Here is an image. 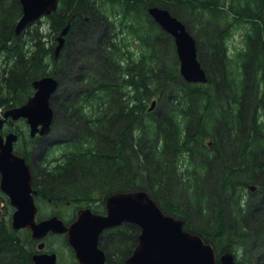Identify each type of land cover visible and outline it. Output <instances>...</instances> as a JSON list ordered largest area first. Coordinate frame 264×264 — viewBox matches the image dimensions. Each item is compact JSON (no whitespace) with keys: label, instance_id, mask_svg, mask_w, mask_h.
<instances>
[{"label":"trees","instance_id":"trees-1","mask_svg":"<svg viewBox=\"0 0 264 264\" xmlns=\"http://www.w3.org/2000/svg\"><path fill=\"white\" fill-rule=\"evenodd\" d=\"M197 1L199 3L192 0L190 3L187 0H60L58 9L48 16L50 23L57 30L69 20L72 24L67 46L58 58L53 44L46 47L45 35L39 27L32 33L27 31L31 35L28 39L25 31L16 34L15 26L22 15L20 0H0V54H4L9 63L0 70V108L23 104L33 93V80L49 75V59L59 67L55 72L64 78L79 59L91 62L95 56L92 66L83 67L77 73L84 86L80 93L71 101L65 99L62 108L55 102V109L51 103L55 116L56 110H60L67 117L75 129L73 134L55 142H45L39 135L29 137L22 151L15 150L31 163L34 187L38 188L36 197L42 196L44 187L52 200L60 202L71 194L76 202L86 201L91 206L90 200L103 202L116 191L144 189L163 211L184 217V228L213 243L217 253L226 250L235 253L239 245L248 247L246 242L250 236L261 237L264 242V198H261L264 196V166L259 164L264 139L257 151L249 147L262 137L264 118L262 121L259 115L250 116L249 135L232 148L235 154L231 157L227 158L225 152L226 147L230 148L227 140L234 139L236 143L243 137L240 131L244 130L243 119L250 113V104L260 101L258 91L264 83V32L261 31L262 39L256 38L255 44L260 47L255 46V51H238L235 57L226 51H201L210 61L208 82L185 83L178 68L177 51H173V66L166 69L162 60L165 51L154 44L156 39L149 38L156 25L148 7H166L183 18L177 4L196 19H202L205 10L210 8L212 17L206 23L211 24L212 29L204 33L202 46L198 38L205 50L204 42L208 39L209 43L219 41L220 47L225 48L217 21L221 12L224 16L227 12L228 16H241L242 8L253 1L258 5L260 0H243V4L238 0L239 7L234 0ZM211 4L213 6L208 7ZM260 18L264 23V12ZM116 19L122 32L126 30L146 47L136 58L115 31ZM186 26L189 27L188 22ZM93 30L101 34L95 42L89 37ZM73 39H83L88 44L86 48L72 49L76 58L69 49V45L74 46ZM29 40L33 41L32 48ZM233 63L231 70L229 66ZM233 80L238 81L237 89L233 87ZM157 92L161 107L155 115L156 108L148 111V102ZM55 99L53 95L51 102ZM225 101L234 103L237 111L229 109L228 112ZM208 136L213 138L209 145L204 143ZM28 146L38 149L35 157H39L40 163L31 158L35 150ZM54 148L61 153L52 158L49 155ZM186 153L192 167L183 163ZM237 160L240 162L234 166ZM213 168L218 172L216 175L211 173ZM207 178L213 180L209 185ZM254 184L259 189L251 191L248 186ZM245 188L249 190L248 197ZM98 192L101 193L99 198L95 197ZM8 222L9 226L0 221V264H34L36 241L26 229L23 231L27 232V237L21 238L22 230H15ZM139 231L133 223L105 231L100 246L107 256L106 264H124L137 244ZM233 237L236 240L232 241ZM250 248L247 249L252 252ZM244 259L237 263L248 264L250 258ZM257 260L259 262L252 264H264L260 255Z\"/></svg>","mask_w":264,"mask_h":264},{"label":"water","instance_id":"water-1","mask_svg":"<svg viewBox=\"0 0 264 264\" xmlns=\"http://www.w3.org/2000/svg\"><path fill=\"white\" fill-rule=\"evenodd\" d=\"M20 3L22 15L15 26L16 34H21L29 24L55 11L59 0H20ZM148 11L164 30L174 36L183 79L188 83L207 82L206 70L198 58L196 38L185 23L165 7L151 5ZM69 27L70 24H67L58 36L56 56L65 44ZM32 86L35 91L23 104L4 110L0 117V130L9 118H23L32 137L45 136L51 131L54 122L51 98L58 90L60 80L45 75L34 79ZM156 106L157 99H153L148 110L152 111ZM18 138L15 131L5 135L0 131V189L15 208L12 213L13 228L30 229L33 239L40 241V250L44 248L43 239L49 233L66 234L78 264H106V253L100 247L103 232L128 222L136 224L140 231L138 242L125 264H216L217 259L221 264H236L231 251H223L218 257L210 242L200 234L186 230L182 218L164 212L144 189L113 192L106 197L105 213L83 207L68 224L58 215L38 220L37 189L33 184L31 166L25 156L14 151ZM257 187L256 184L249 186L252 191ZM32 259L34 264H57L54 252L40 251L34 253Z\"/></svg>","mask_w":264,"mask_h":264},{"label":"rangeland","instance_id":"rangeland-1","mask_svg":"<svg viewBox=\"0 0 264 264\" xmlns=\"http://www.w3.org/2000/svg\"><path fill=\"white\" fill-rule=\"evenodd\" d=\"M192 1H194L195 3H199V1H197V0H192ZM228 1L230 2L231 0H228ZM234 1H235V4L237 5V7H239L240 3H238V0H234ZM240 1L242 4L244 3L243 0H240ZM187 2L190 3V0H187ZM203 2H204V0H203ZM206 3L207 2H205L204 4H206ZM211 6H213V4L209 5L208 7H211ZM182 7L183 6L180 7L176 4V8L180 9V12L183 13V15H184L183 18H181L178 15H175V13H173L172 11H171V13L173 15L177 16L179 19H181L185 24L188 22L189 27L188 26L187 27L197 40L198 53L200 51L199 60L201 61L202 66L205 68V70L207 72L210 61H208L207 55L205 53L201 52V51H205V50H203V47H201V46L203 45L202 41L205 39V37H203L204 33L208 34L210 32L209 30L212 29L211 28L212 25L211 24L208 25L206 23L209 21V18L212 17L211 16L212 11L209 10L210 8L206 9L204 12L205 16L202 17V19H199V18L196 19L194 17H191L190 15H187V13H185V11H184L185 9H183ZM218 7L219 6L215 5V8H218ZM187 8H188V10H190L191 5ZM221 8H222V6H221ZM224 8L226 9L227 6H225ZM148 9H149V7H148ZM241 12L243 13L241 16H236V15H229L228 16V12L226 13V16H224L223 12H221L220 17L217 20L219 22V26L217 25L219 27V34L223 38V41H224L223 45L226 48L225 51L234 57L236 56L235 54L240 50L255 51L256 50V48H255L256 38L262 39V37H263L262 33L264 32L263 31L264 30V27H263L264 23L262 21V18H260V16H262V13L264 12V0H260V3L258 5H256L255 1L251 2V4L248 7L242 8ZM112 17L116 18L115 16H112ZM39 20H40V22H38ZM39 20H36L35 22H33L32 24H30L29 26L26 27L25 37L27 39L31 38V35L27 34V31H30V33H32L36 27H39V30L42 33H44V35H45L43 38V41H44L46 47H51L53 44L54 45L53 48L55 49L56 46L58 45V36L60 35L61 31L54 29L52 27V24L50 23L48 16L42 17ZM153 23L156 25V27L152 28V32H151L149 38H152V40L156 39V42L154 44H156V46L160 47V51H165V56L163 57L164 59H162L163 64L167 65L165 67L166 69H170L174 63L173 51H176V46H175V42L173 39L174 36L172 35L173 37H171V36H169L168 33H166V34L162 33V31H164V30L160 29L158 27L159 25H157V23L154 20H153ZM203 23L204 24L206 23V24L204 25ZM202 25H204V28ZM115 31L119 33V36L121 37L122 42H124L125 47L126 48L128 47V48H130L131 51H133V53H134L133 58L134 57L136 58V55H139V52L146 49V47L141 43L140 40H137L132 34H129L126 30L122 32L121 29L119 28V26H117V28H115ZM261 31H262V33H261ZM250 34H253V35L250 36ZM74 36L75 35H73L72 37H74ZM100 36H101V34H99V32L97 30H93V32L90 34L89 37H91V39H92L91 41L95 42V40L100 39ZM198 38L200 39L201 46H200ZM206 42H207V45L211 44V43H209V39L206 40L204 43H206ZM28 44H29L30 48L33 47V41L32 40H29ZM72 44L74 46L69 45V49L71 50L72 54H74L73 57H75L76 54H75V51H72V49H75V47H77V48L88 47V44L83 39H81L79 41H75L73 39ZM65 46H67V42H66ZM257 46L260 47V44H258ZM204 47L206 48V46H204ZM166 51H168V52H166ZM82 52L86 53L87 51H82ZM92 52H94V51H91V53ZM62 53L63 52L60 51L59 55H58L59 57L58 56L57 57L60 58ZM94 57L95 56L92 57L91 62H88L85 59H79L77 62H75L76 65L71 66L67 70L64 78H61L59 73L55 72V70H57L59 67L56 68L57 65H55L54 61L52 59H49V61H48L49 64L47 66V69L50 72L49 75L55 76L56 78H58L60 80L59 89L54 94L56 99L54 102H51L55 109H56L55 102L58 104H61V108H62L63 101L65 99L67 101H71L74 99V97L78 93H80L81 88H83L84 86H82L81 82L79 81L80 78H77V73L79 72V69H81L83 67L92 66V60L94 59ZM5 59H6L5 55L0 54V70L3 67H7V65L9 64V63H6ZM232 62L235 63V61H232ZM60 63H61V61L58 63L59 66H60ZM234 63L232 66H229V68L231 70H232V68H234ZM178 68H179V64H178ZM210 72H212V71H210ZM239 72H238V75H239ZM233 75L234 74H232V77H233ZM237 78L238 77H236V79ZM235 82L233 80V84H234L233 87L235 89H237L238 81L235 80ZM185 83H187V82H185ZM228 87L230 88L229 85H228ZM34 91H35V89L33 88V93H34ZM33 93H31L30 95H32ZM258 97H259L260 101H255L253 104H250V108H251L250 113H248L247 117H245V119H243V120H245L244 130L242 132L240 131V133L243 137H240L236 143L233 139L234 136H233V138L227 137L228 139H233L232 141H230V140L226 141V144L229 145V147H230V148L226 147L225 152H226L227 158L229 156L231 157L233 155V153L235 152V151L232 152L235 145L237 143L240 144L244 140V138L246 139L247 135H249V132L251 131L249 129L252 126V119L250 118V116H252V118H253L254 115L256 117H258L257 115H259V120L263 121V118H264V83L260 86V89L258 91ZM157 98H158V92L153 95L151 100L157 99ZM51 99H53V96ZM151 100H149L148 105H150ZM224 103H226L225 109H228V112L232 109L235 112L237 111L234 103H232V105L229 103V101H227V102L225 101ZM160 107L161 106L158 105L156 107V109L153 111V113L155 115H157V112L160 109ZM7 108H10V106L5 105L2 108H0V117H2L3 111ZM56 113H57V116L54 117L53 127H52L51 131L48 134H46L45 136H41L42 140L43 141L45 140V142H55L57 140H63L64 138L70 137L73 134V132L75 131V129L71 126L69 120L64 115V113L60 112V110L59 111L56 110ZM205 124H206V122H205ZM210 127H212V126H210ZM9 131H15L19 134V138L16 141L14 146H15V150L18 148L19 149L18 151H22L25 148L24 145H26L28 138L32 137L30 134V128H29V125H28L26 119L22 118L19 120H12L11 118H9V120H7L4 124V126L2 127L1 133L3 135H5ZM236 133H238V130H236ZM263 133H264V130H263ZM136 135H138V134L136 133ZM262 139H264V135L262 137H260V140L256 144L250 143L249 147L252 150L257 151L259 146H260L259 143H261ZM211 140H213L212 136H208L205 138L204 143L205 144L207 143L209 145V142ZM231 144H233V146H231ZM22 146L24 148H21ZM30 147H34V146H28V148H30ZM33 150H35V151L32 152L31 158H33V159L36 158L34 160L39 159V157H35V155H37V153H35V152L38 149H36L34 147ZM60 153L61 152L58 151L57 148H54L53 151H50L49 156H51L52 158H55V157H58ZM238 154H239V152H238ZM26 159L31 166V163L27 157H26ZM183 159H184L183 160L184 164H189V166L191 165V163L189 162V156L187 153ZM259 160H260L259 164L264 166V153L262 155H259ZM37 162L40 163L41 161L37 160ZM238 162H240V161L237 160L234 163V166ZM189 166L187 168H189ZM190 167H192V166H190ZM185 168H186V166H185ZM31 170H32V166H31ZM211 173H212V175L213 174L216 175L218 172H216V170L213 168ZM32 174H33V171H32ZM208 174H209V172H208ZM211 176H210V178H211ZM211 180L212 179L207 178L206 184L209 185ZM214 181H216V180H214ZM33 184L35 186V181H33ZM39 186L41 187L40 183H39ZM244 192L247 195V197L250 196L249 190L247 188H245ZM263 192H264V190H263ZM41 193H42V196L36 197V201H37V205H38V209H39L38 214H37L38 215L37 219H43V218L50 217L52 215H58L60 218H62L68 224L73 219H75L77 217L78 210L81 207H87L88 206L86 201L84 203H78L75 200H73L74 196H72L71 194L69 195V198L63 199L62 201L58 202L56 200H52V201L49 200L50 194L46 190H44V187L41 188ZM100 196H101L100 192L95 194V197H97V198H99ZM261 198H264V196H262ZM104 200H103V202L102 201L94 202V201L90 200L91 206H89V207H91L93 211L102 212L105 209ZM245 203H246V200H245ZM158 205L161 207V205L159 203H158ZM263 206H260V207H263ZM14 210H15V208L11 205L8 196L4 192H2L0 189V221H3V223L6 224L7 226H9L8 221H10V225L12 226V213L14 212ZM166 213H168V212H166ZM170 214H172V213H170ZM178 218H182L185 221L184 217H178ZM12 228H13V226H12ZM20 230H22V231L19 233V236L21 238H26L27 232L23 231L25 229H20ZM20 230H17V231H20ZM26 230L29 231V233L32 237L31 230L30 229H26ZM233 239L236 240L235 237L232 238V241H233ZM44 240L47 243L46 249L49 251L53 250L58 254V264H77V259L74 256V252H73L72 247L68 243L66 234H56V233L53 234L52 233V234L46 236L44 238ZM254 241H255V245H253ZM36 242H38V241H36ZM246 243L249 244L247 248L251 247L250 249H253L252 252L249 249L245 248V246H242V245H239L238 247H236L235 253L233 252V250H231L234 253L236 264H240L237 262L239 261V259L244 258V257H245L244 261H248L247 258H250L248 264H252V263L258 261L257 258L259 255H260L262 260L264 259V242L261 239V237L258 238L257 236H254V237L250 236V238L247 240ZM211 244H213V243H211ZM236 244L237 243H235V242L233 243L234 246ZM36 250L41 251L40 249H38L37 244H36ZM222 252L223 251H221V252L219 251L218 254H221ZM216 264H221V263L219 261H217Z\"/></svg>","mask_w":264,"mask_h":264},{"label":"flooded vegetation","instance_id":"flooded-vegetation-1","mask_svg":"<svg viewBox=\"0 0 264 264\" xmlns=\"http://www.w3.org/2000/svg\"><path fill=\"white\" fill-rule=\"evenodd\" d=\"M60 1V0H59ZM60 3V2H59ZM86 21H88L87 20V18H86ZM115 22H116V24L119 26V28H120V22H119V20L118 19H116L115 20ZM64 23V22H63ZM62 23V24H63ZM67 24H70V27H69V30H68V32H67V35H66V41H65V44H66V42H67V36H68V33H69V31H70V28H71V24H72V21L71 20H69L68 21V23ZM67 24H65V25H67ZM65 25H61V29H60V31H62L63 30V28L65 27ZM158 25V24H157ZM108 27L110 28V24H108ZM160 28H161V26H159ZM219 28V27H218ZM121 29V28H120ZM162 29V28H161ZM166 33H168L169 34V36H171V37H173L172 36V34H170L169 32H167L166 30H164ZM173 39H174V37H173ZM175 42V41H174ZM217 43V44H216ZM213 42V43H211V44H209V45H207V42L204 44L205 46H206V48H205V51H225L226 50V48H223V47H220L219 45H221L220 43H219V41L218 42ZM65 44H64V46H63V48L61 49V51L64 49V47H65ZM209 46H212V47H209ZM240 51H244V50H240ZM263 51H264V48H263ZM264 135V133L262 132L261 133V136H263ZM213 141V140H212ZM212 141H210V143L212 142ZM263 182H264V179H263ZM256 189H259V188H256ZM263 189H264V186H263ZM104 199H106V198H104ZM49 200L50 201H52V198H49ZM104 203H105V200H104ZM106 211V209H104L103 211H102V213H104ZM50 234H52V233H49L48 235H50ZM47 235V236H48ZM137 239H138V237H137ZM45 241V240H44ZM138 242V241H137ZM39 243V241L38 242H36V244H38ZM136 246V245H135ZM134 246V247H135ZM46 247H47V243L45 242V246H44V248L41 250V251H48V252H51V251H53V250H47L46 249ZM73 252H74V250H73ZM132 253V252H131ZM74 256H75V253H74ZM76 257V256H75ZM128 257H126L125 258V261H126V259H127ZM57 264H58V254H57ZM124 264H125V262H124Z\"/></svg>","mask_w":264,"mask_h":264},{"label":"bare ground","instance_id":"bare-ground-1","mask_svg":"<svg viewBox=\"0 0 264 264\" xmlns=\"http://www.w3.org/2000/svg\"><path fill=\"white\" fill-rule=\"evenodd\" d=\"M196 41H197V40H196ZM54 94H55V93H54ZM54 94H53V95H54ZM53 95H52V96H53ZM51 105H52V104H51ZM52 107H53V106H52ZM53 109H54V108H53ZM54 117H55V111H54ZM45 252H48V251H45ZM52 252L56 253L55 251H51V252H48V253H52ZM56 254H57V253H56Z\"/></svg>","mask_w":264,"mask_h":264}]
</instances>
